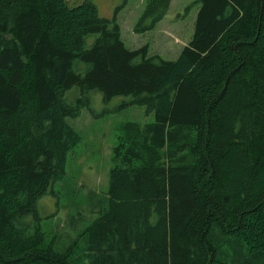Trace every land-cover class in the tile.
Instances as JSON below:
<instances>
[{"label":"trees","instance_id":"16d2710c","mask_svg":"<svg viewBox=\"0 0 264 264\" xmlns=\"http://www.w3.org/2000/svg\"><path fill=\"white\" fill-rule=\"evenodd\" d=\"M197 1L170 60L127 47L92 0H0V264H264V0ZM171 2L150 0L135 30ZM92 90L155 119L121 125L82 250L61 249L28 216L65 176L82 141L67 118Z\"/></svg>","mask_w":264,"mask_h":264},{"label":"rangeland","instance_id":"374dc122","mask_svg":"<svg viewBox=\"0 0 264 264\" xmlns=\"http://www.w3.org/2000/svg\"><path fill=\"white\" fill-rule=\"evenodd\" d=\"M76 5L83 0H68ZM104 18L116 20L122 29V38L129 48L150 45V54L176 59L182 48L194 35L200 3L197 0H172L166 15L147 31L135 30L150 0H92ZM78 95L74 88L70 96ZM91 103L77 117L68 122L81 134L82 141L69 154L66 174L56 180L50 191L37 202L39 218L29 215L32 222L39 220L57 247H70L81 242V233L95 219L92 197L103 196L109 188L110 169L115 165V147L119 129L128 121L152 122L144 105L132 102V95H117L105 100L100 90L89 92ZM54 190V192L52 191ZM93 201V202H92Z\"/></svg>","mask_w":264,"mask_h":264}]
</instances>
